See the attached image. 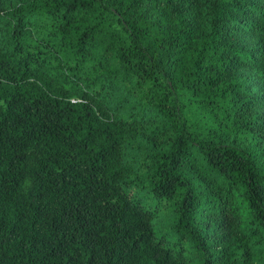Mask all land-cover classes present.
<instances>
[{"label":"trees","instance_id":"1","mask_svg":"<svg viewBox=\"0 0 264 264\" xmlns=\"http://www.w3.org/2000/svg\"><path fill=\"white\" fill-rule=\"evenodd\" d=\"M0 264H264V0L0 10Z\"/></svg>","mask_w":264,"mask_h":264},{"label":"rangeland","instance_id":"2","mask_svg":"<svg viewBox=\"0 0 264 264\" xmlns=\"http://www.w3.org/2000/svg\"><path fill=\"white\" fill-rule=\"evenodd\" d=\"M16 1L18 0H0V10H4V9L12 7L16 3ZM133 194L136 200H137V197H140V194H138L137 190L133 191ZM157 222H158V219L153 220L155 228H157Z\"/></svg>","mask_w":264,"mask_h":264}]
</instances>
